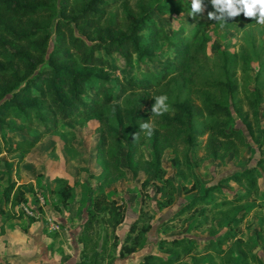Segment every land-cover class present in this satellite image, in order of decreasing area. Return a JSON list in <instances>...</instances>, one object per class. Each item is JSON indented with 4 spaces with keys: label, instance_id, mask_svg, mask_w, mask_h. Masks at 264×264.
<instances>
[{
    "label": "rangeland",
    "instance_id": "1",
    "mask_svg": "<svg viewBox=\"0 0 264 264\" xmlns=\"http://www.w3.org/2000/svg\"><path fill=\"white\" fill-rule=\"evenodd\" d=\"M143 1L146 5L155 4V0ZM179 1L191 8V0ZM208 1L211 2L204 0L205 10L209 6L213 8ZM48 3L54 12L48 23L50 42L45 56L55 41V23L59 18L71 19L75 34H81L85 20L75 18L82 0H50ZM139 3L141 0L100 2L97 12L103 10L104 19H100L96 27L105 34L108 24L122 22L127 11L139 12ZM160 15L169 30L177 22L192 23L187 12L157 13ZM92 30L84 28L85 32L92 33ZM0 35L4 36L1 32ZM142 42H147V38H142ZM156 50L165 54L169 47L161 43ZM191 54L196 57H190L183 69L168 81L173 88L186 83L185 95L190 87L187 102L197 110L201 105V88L197 84L215 79L225 82L227 74L233 78L236 85L233 93L217 89L210 92V96L227 102L231 114L225 117L226 128L240 132L244 144L234 138L232 143L221 144L220 155L213 157L201 147L194 150L180 134H174L172 138L176 139L172 146H154L152 135L147 136L139 128L135 129L136 136L130 135L132 128L118 130V121L111 114L60 120L56 131L42 137L25 155H21V151L12 155L0 153V241L4 240L5 220L21 222L24 217L26 223L32 219L44 223L43 205L51 204L59 211L51 214L61 225L91 220L82 233L86 236L85 264H141L148 252L176 258L171 264H246L248 259L256 262L258 256L264 259V132L261 130L264 126V72H258L264 68V25L232 19L226 23L216 21L201 28L191 42ZM108 58L111 67L108 66L106 72L110 76L129 74L137 69L135 64L125 65L118 52L109 53ZM108 84L114 87L116 82L111 79ZM6 94L9 96L10 92ZM11 122L15 124L14 120ZM111 132L120 141L114 140L111 144ZM205 138L203 135L198 140L204 142ZM131 140H134L132 144ZM111 147L117 158L108 155ZM3 148V137H0V150ZM253 166L258 182L253 191L247 188L245 180L221 181L223 176ZM11 182L9 199L2 203L3 191ZM215 185V189L206 191ZM62 190L69 191V196L60 193ZM248 191L249 195L237 204L218 203L227 196ZM203 194V200L178 213L194 196ZM104 195L108 199L115 198L120 205L116 210L124 212L121 236H115L118 224L114 228L112 222H107V211L95 206L97 200L104 204ZM21 203L31 210L38 209L37 213L23 209ZM235 216L242 218L236 220ZM227 232L234 233V237L227 242H217ZM163 236H184L186 242L192 244L191 252L170 245L161 247L159 239ZM208 241H214L213 245L202 249ZM130 246L135 250L127 252ZM82 248L81 241L79 256ZM242 254L246 261L242 260Z\"/></svg>",
    "mask_w": 264,
    "mask_h": 264
},
{
    "label": "trees",
    "instance_id": "2",
    "mask_svg": "<svg viewBox=\"0 0 264 264\" xmlns=\"http://www.w3.org/2000/svg\"><path fill=\"white\" fill-rule=\"evenodd\" d=\"M49 1L0 0V32L4 35H0V50L5 51L0 52V137H3V147L8 153L28 151L42 137L56 131L60 120L90 115L100 118L108 114L113 115L118 121L120 128L117 129L121 132L132 128L130 134L132 136L138 134L135 129H140L142 123L150 120L154 125L152 134L154 146L158 144L172 146L176 139L172 137L174 134H180L194 150L201 147L211 156L217 157L220 155L219 146L223 143H232L237 139L244 144L240 132L226 128L225 117L231 114L227 102L210 96V92L217 89L226 94L233 93L236 86L233 78L227 74L225 82L215 79L197 84L201 88L199 94L201 105L197 110H193L186 99L190 87L185 95L186 83H179L177 88H173L168 81L183 69L190 57H196L191 54V42L199 35L201 28L216 22L208 18V13L215 9L208 7L203 13L192 16L191 25L182 23L172 25L169 30L162 16H157V13L178 14L186 11L191 14V8L181 4L179 0H155L154 5H146L141 0L138 4V14L127 11L124 14L125 19L116 24H108L104 34L101 28L96 27L100 19H104L103 10L97 12V4L104 0H82L81 9L75 14V18H84L82 27L93 29L92 33L85 32L81 27L83 33L75 34L71 19L59 18L55 23V41L45 56L50 42L48 23L54 12ZM116 1L119 0H112ZM122 4L125 5L124 2ZM208 4L211 2L208 1ZM64 9L65 4L62 5V14ZM232 20L242 23L255 22L254 19L245 18L243 14ZM142 38H147V42H142ZM161 43L169 47L165 54L156 50ZM112 52H118L125 65L135 64L137 69L129 74L110 76L106 69L108 66L111 67L108 54ZM260 71L264 72V68L258 72ZM29 73L31 74L27 76ZM111 79L116 82L114 87L108 84V80ZM9 92L10 95L6 96ZM160 95L169 97L170 111L155 116L152 115L151 108L155 103L154 98ZM254 100L255 97L251 100L252 104ZM179 115H183V118ZM11 120H14L15 124H12ZM261 130L264 132V126ZM203 135H206V138L201 142L198 139ZM114 140L120 141L113 133L109 142L113 144ZM132 141L134 140H131V144ZM107 153L112 159L117 158L112 147ZM114 167L121 170L116 164ZM255 170L254 166L239 169L223 176L221 181L245 180L247 188L253 191L258 186L257 178H254L253 174ZM12 187L13 183H10L4 189L2 203L8 201ZM216 187L217 185L210 186L206 191ZM250 191L227 196L218 203L237 204L239 200L246 198ZM60 193L65 197L69 196V191L62 190ZM204 198V194L194 196L179 209L178 213ZM103 203L97 200L95 206L97 209L107 211V222H112L116 228L117 224L123 221L124 212L116 210L120 205L115 198L108 199L104 195ZM90 221L86 220L80 231L79 240L83 242L81 264H85L86 237L82 233H85ZM115 236L118 237L117 234ZM233 237L234 233L227 232L220 236L217 242H227ZM213 243L214 241H208L202 249ZM159 245L181 247L187 253L192 250V244H188L184 236L172 238L163 236L159 239ZM134 250V246L127 248V252ZM251 253L255 252L251 250ZM258 257L256 262L248 259L245 263L264 264V259ZM143 258L141 264H171L176 260L172 257L163 258L154 252L144 254ZM242 260L246 261L243 254Z\"/></svg>",
    "mask_w": 264,
    "mask_h": 264
},
{
    "label": "crops",
    "instance_id": "3",
    "mask_svg": "<svg viewBox=\"0 0 264 264\" xmlns=\"http://www.w3.org/2000/svg\"><path fill=\"white\" fill-rule=\"evenodd\" d=\"M190 15L193 23L192 14ZM181 23L184 24L177 22L172 25ZM31 150L32 148L25 152ZM2 151L8 155L17 152L8 153L4 149L0 153ZM18 151H21V155L26 154L22 150ZM20 205L23 206V209L26 207L31 213L38 211V209L31 210L23 203ZM43 209L44 213L41 215L44 223L38 219H32L26 223L24 217L20 219L21 222H14L12 219L4 221V232L2 233L4 240L0 241V264H81L79 256L81 242L77 236L83 223L78 224L72 221L61 225L51 214L54 211L59 213L53 205H43ZM122 229H124L123 223L120 222L115 230L116 234L121 236Z\"/></svg>",
    "mask_w": 264,
    "mask_h": 264
},
{
    "label": "clouds",
    "instance_id": "4",
    "mask_svg": "<svg viewBox=\"0 0 264 264\" xmlns=\"http://www.w3.org/2000/svg\"><path fill=\"white\" fill-rule=\"evenodd\" d=\"M211 4L215 11L208 13L209 19L226 23L229 19L243 14L245 18L254 19L257 24L264 25V0H211ZM204 10V0H191V14L193 17L203 13ZM154 100L155 103L151 108L152 115L161 116L170 111L167 95L156 96ZM140 129L147 136H151L154 125L149 120L142 123Z\"/></svg>",
    "mask_w": 264,
    "mask_h": 264
}]
</instances>
